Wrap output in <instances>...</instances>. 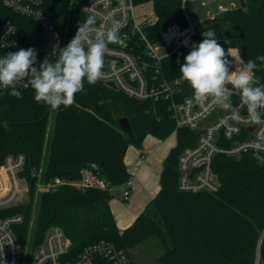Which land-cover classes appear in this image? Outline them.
Wrapping results in <instances>:
<instances>
[{
	"label": "trees",
	"instance_id": "trees-1",
	"mask_svg": "<svg viewBox=\"0 0 264 264\" xmlns=\"http://www.w3.org/2000/svg\"><path fill=\"white\" fill-rule=\"evenodd\" d=\"M134 3L152 6V23L146 29L152 42L158 40L167 23L186 25L180 0ZM43 4L66 17L69 0H43ZM245 4V8L224 12L198 25L196 35L187 39L188 46L183 43L163 59L162 78L180 82L178 101L193 96L179 69L191 44L202 41L203 31H214L225 52L237 50L245 63L264 55V0H245ZM6 21L16 26L23 47L39 45L36 24L0 3V25ZM256 77L262 83L264 69L257 71ZM84 88L85 93H77L73 105L58 109L37 103L31 88L18 89L20 99L9 95L10 89L0 90V165L8 155L25 157L21 177L27 182L30 201L4 212L23 216V222L13 227L20 245L24 247L31 238L38 246L46 231L57 226L70 240V251L75 255L91 244L108 242L130 257L131 250L156 239L164 248L158 264H254L257 242L264 229V162L258 163L253 154H245L239 161L216 156L213 169L220 178V190L215 194L182 193L177 188L178 157L186 146L194 144L197 135L186 129L175 132L167 109L169 101L140 102L101 81L89 85L85 80ZM121 119L128 121L129 134L119 128ZM173 133L175 145L163 161L159 191L122 231L110 208V191L67 184L55 192L42 189L55 179L77 182L85 170L93 171L110 187L120 188L132 178L125 163L129 147L140 149L147 137L165 141ZM39 171V178L32 175ZM38 188L39 202L30 228L32 200ZM260 256L264 264V244Z\"/></svg>",
	"mask_w": 264,
	"mask_h": 264
},
{
	"label": "built area",
	"instance_id": "built-area-1",
	"mask_svg": "<svg viewBox=\"0 0 264 264\" xmlns=\"http://www.w3.org/2000/svg\"><path fill=\"white\" fill-rule=\"evenodd\" d=\"M180 1L186 25L167 23L155 42L150 41L146 32L152 19L137 12L134 0H69L65 18L44 8L43 0H0V3L7 10L31 20L38 27L40 43L34 48L38 53V62L45 58L55 61L61 48L74 37L77 27L89 17L94 18V26L101 30L110 28L114 23L118 24L123 42L108 45L109 52L104 57V75L98 81L106 85L112 83L116 90L140 102L169 101L167 109L172 115L175 132L186 129L197 135L194 144L186 146L178 157L177 188L182 193L215 194L222 186L218 174L213 169L216 156L239 161L245 154H253L258 163L264 162V149L257 144L258 138L264 136V124L250 123L246 107L240 109L241 120L233 121L228 113L218 108L211 100L197 103L193 96L180 101L176 99L180 82H168L162 78L163 59L176 52L185 40L196 35L198 25L213 20L224 12L242 8L240 0H237L238 4H228L229 0ZM188 2L216 4V12L192 22L185 13V5ZM74 9L76 13L71 17ZM21 48L27 49L18 41L16 26L11 21L2 23L0 57ZM230 52L238 53L235 49ZM231 99L234 104L240 103L236 94H233ZM24 164L25 157L19 154L8 155L0 165V264H133L125 250L108 242L91 244L75 255L70 251V240L57 226H52L46 231L42 243L38 246H34L29 238L22 247L13 227L23 222V216L4 212L14 206L26 205L21 201L24 194H28L27 182L21 177ZM39 173L40 171L33 172L32 175L39 178ZM22 181L27 187H22ZM65 184L79 189L110 192L114 189L91 170L83 171L77 182L65 183L55 179L42 189L55 192L59 186ZM120 188V199L127 201L132 193V178ZM263 244L264 229L259 235L254 264L261 263L260 249Z\"/></svg>",
	"mask_w": 264,
	"mask_h": 264
},
{
	"label": "clouds",
	"instance_id": "clouds-1",
	"mask_svg": "<svg viewBox=\"0 0 264 264\" xmlns=\"http://www.w3.org/2000/svg\"><path fill=\"white\" fill-rule=\"evenodd\" d=\"M94 25L92 17L80 24L55 61L45 58L38 62V53L31 47L0 57V88L10 89L9 95L20 99L22 93L18 89L30 87L35 101L51 109L73 105L76 94L85 93V80L94 85L103 77L108 45L123 42L118 24L104 30ZM201 35L202 41L191 44L179 69L195 101L211 100L233 121L241 120L240 109L246 107L250 123L264 124V83L256 77V72L264 69V55L245 63L238 53L225 52L214 31L205 30ZM184 44L188 46L189 41L185 40ZM233 94L239 96V104L233 103ZM257 144L264 149V136L258 138Z\"/></svg>",
	"mask_w": 264,
	"mask_h": 264
},
{
	"label": "crops",
	"instance_id": "crops-1",
	"mask_svg": "<svg viewBox=\"0 0 264 264\" xmlns=\"http://www.w3.org/2000/svg\"><path fill=\"white\" fill-rule=\"evenodd\" d=\"M161 142L162 141H158L152 137H147L141 146V148L143 147L144 149L142 153L139 151L140 149L136 151L129 147L125 157V163L127 170L132 176L133 180L132 193L129 199L126 201L127 206L121 205V208H118L116 204L120 203L119 200L115 201L112 199L110 202L112 203V201H115L117 212H114L111 204L110 208L111 211L113 210L112 213L117 227H119L117 219L118 216H120V218L125 221V219L129 216L128 213L136 211V215L133 218L134 221L159 191L160 174L163 168V161L168 155L170 149L174 147V145H171L170 147H164L163 144H160ZM121 213L122 216L120 215ZM133 221L130 223V225L133 223ZM128 226L124 227L123 229H118L122 231Z\"/></svg>",
	"mask_w": 264,
	"mask_h": 264
},
{
	"label": "rangeland",
	"instance_id": "rangeland-1",
	"mask_svg": "<svg viewBox=\"0 0 264 264\" xmlns=\"http://www.w3.org/2000/svg\"><path fill=\"white\" fill-rule=\"evenodd\" d=\"M227 2H228V4H229V2L238 4L237 0H229ZM222 3L224 4V2H222ZM136 10L140 15L144 14L146 16V18H149V19L153 18V10H152L151 5L136 6ZM215 12H216V4L202 5L200 2H188L185 5L186 16L192 22H197V21L205 18L208 14H211V13L215 14ZM75 13H76V10L74 9L71 12V15H72L71 17H73L75 15ZM207 22L208 21H205L203 23H207ZM52 121H53V116H51V118H50L49 128L52 127ZM174 141H175V135L173 134L168 139H166L165 141H162L160 144H163L164 147H170L171 145H175ZM130 148L132 150L134 149L136 151L139 150L134 145H131ZM143 150L144 149L142 147V148H140L139 151L142 153ZM21 184H22V187L26 186L23 181ZM111 193L113 195V200H115V201L119 200L120 201V203L116 204L118 208H121V205L127 206V202L122 201L120 199L121 188H114L111 191ZM28 194H29V190H28ZM39 194L40 193H39V188H38V190L35 193V196L32 200L33 201V204H32L33 210H32V218H31L30 228H32V226H33L34 217H35V214L37 212L39 196H40ZM21 201H22V199H21ZM115 201H112V203H110V204H111L112 208L114 209V212H117L116 206H115ZM120 215L122 216V213ZM128 215L129 216L125 219V221L123 219H121L120 216L117 217L118 226H119L118 228L123 229L124 227L130 225V223L133 221V218L136 215V211H132V213H128ZM163 251H164V248H163L162 244L156 239H151V240H147V241L143 242L142 244L137 246L135 249L131 250L130 251V258L132 259L134 264H158L157 258L163 253Z\"/></svg>",
	"mask_w": 264,
	"mask_h": 264
},
{
	"label": "water",
	"instance_id": "water-1",
	"mask_svg": "<svg viewBox=\"0 0 264 264\" xmlns=\"http://www.w3.org/2000/svg\"><path fill=\"white\" fill-rule=\"evenodd\" d=\"M240 1H241V7H242V8H245V6H246L245 2H244L243 0H240ZM77 29H78V27H77ZM262 82H264V80H263ZM107 86H108L109 88L115 89V86H114L112 83H108ZM118 125H119V128H120L123 132L128 133V134L130 133V127H129V123H128L127 120H125V119H121V120H119ZM29 201H30V196H29V194H24V196H23V200H22L23 204H28ZM260 264H263V263H260Z\"/></svg>",
	"mask_w": 264,
	"mask_h": 264
}]
</instances>
